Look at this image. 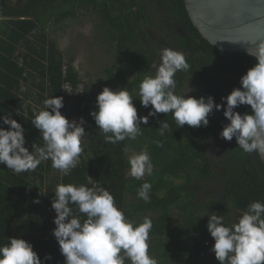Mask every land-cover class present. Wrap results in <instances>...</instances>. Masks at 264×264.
I'll return each mask as SVG.
<instances>
[{
  "label": "trees",
  "instance_id": "trees-1",
  "mask_svg": "<svg viewBox=\"0 0 264 264\" xmlns=\"http://www.w3.org/2000/svg\"><path fill=\"white\" fill-rule=\"evenodd\" d=\"M81 13L97 19L98 40L104 50L112 48L117 59L102 69L95 83L86 82L75 59L66 57L48 37L50 26L59 27ZM165 48L181 52L189 65L174 76L176 94L211 96L217 104L240 87L241 77L256 63L246 53L223 52L206 41L184 0H0V117L24 127L25 147L32 152L33 144L45 143L32 121L46 99L61 96L62 115L69 121L83 117L87 134L79 162L67 174L53 168L50 159L21 173L0 164V247L8 238H21L33 245L42 261L51 254L45 264H64L51 235L56 186H103L126 219L134 224L151 220L149 255L157 264H219L210 250L214 241L206 227L208 215H222L230 226L252 202H264L260 156L238 148L235 138L220 137L229 123L223 111L214 110L209 125L200 128H179L172 113L157 114L140 125L134 140L115 144L105 142V134L89 115L96 110L98 94L108 87L127 88L138 116H146L151 109L141 106L139 85L154 74L153 65ZM189 84L194 86L190 94ZM236 111L251 113L250 106ZM158 121L169 124L163 136ZM0 127H8L2 119ZM142 151L149 153L153 170L137 179L130 175L129 158ZM145 182L152 186L147 202L138 196ZM70 206L83 222L86 217L76 205Z\"/></svg>",
  "mask_w": 264,
  "mask_h": 264
},
{
  "label": "clouds",
  "instance_id": "clouds-1",
  "mask_svg": "<svg viewBox=\"0 0 264 264\" xmlns=\"http://www.w3.org/2000/svg\"><path fill=\"white\" fill-rule=\"evenodd\" d=\"M247 55L256 63L241 77L240 87L221 98V104L211 96L197 99L188 94L177 95L174 76L189 65L181 52L165 48L160 62L153 65L154 74L146 75L139 85L141 106L151 109L146 116H138L127 88L113 91L108 87L98 94L96 110L89 115L105 134V142L115 144L126 138L134 140L141 133L140 125H147L149 118L157 114L172 113L179 128H200L209 125L214 110H222L229 123L223 126L220 137L226 141L235 138L238 148L245 153H258L264 158V45L255 52L247 50ZM240 106H250L251 113L236 111ZM63 107L61 96L44 101V109L35 116L32 126L39 130L45 143L43 147L33 144L32 152L25 147L24 127L8 116L0 117L3 125L8 126L0 127V164L14 173L34 171L49 159L52 167L64 174L74 168L83 151L86 121L83 117L69 121L60 111ZM158 123L163 136L169 124ZM129 164L134 178L152 174L147 151L133 154ZM151 187L150 183H143L139 198L149 201ZM70 205H76L78 213L86 217L83 222ZM51 208L55 212L51 235L64 264H125L126 259L131 264H157L149 255L151 220L145 218L134 224L126 219L105 187L58 184ZM206 227L214 241L210 250L219 264H264V202H252L230 226L225 225L222 215L213 212L208 215ZM50 260L52 256L47 254L42 261L33 245L21 238H8V244L0 247V264H45Z\"/></svg>",
  "mask_w": 264,
  "mask_h": 264
},
{
  "label": "water",
  "instance_id": "water-1",
  "mask_svg": "<svg viewBox=\"0 0 264 264\" xmlns=\"http://www.w3.org/2000/svg\"><path fill=\"white\" fill-rule=\"evenodd\" d=\"M201 36L216 49L246 53L264 45V0H184ZM264 165V158H261Z\"/></svg>",
  "mask_w": 264,
  "mask_h": 264
},
{
  "label": "rangeland",
  "instance_id": "rangeland-1",
  "mask_svg": "<svg viewBox=\"0 0 264 264\" xmlns=\"http://www.w3.org/2000/svg\"><path fill=\"white\" fill-rule=\"evenodd\" d=\"M97 19L92 15L81 13L76 19L59 27L50 26L48 37L55 41L66 57L75 59V67L86 82L95 83L99 80L102 69L117 61L112 48H106L100 43L101 36L96 30ZM194 86L189 84L186 92L189 94ZM148 243H151L148 240ZM150 251V250H149ZM175 264H186L177 260Z\"/></svg>",
  "mask_w": 264,
  "mask_h": 264
}]
</instances>
